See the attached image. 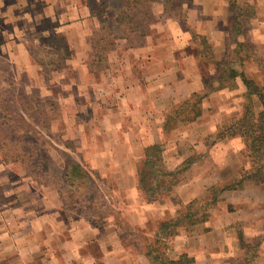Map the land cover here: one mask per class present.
<instances>
[{
	"label": "rangeland",
	"instance_id": "1",
	"mask_svg": "<svg viewBox=\"0 0 264 264\" xmlns=\"http://www.w3.org/2000/svg\"><path fill=\"white\" fill-rule=\"evenodd\" d=\"M246 1L248 0H228L225 15H220L222 13L216 15L222 32L231 43V46L221 51L223 55L221 59H224L227 66L228 61H231L232 67L242 70L257 84L264 85L263 67L259 66L257 59L253 60L252 57L247 56L249 53L247 50L237 47L234 42L237 38L243 39L242 35L236 33L234 26L237 24L235 17L238 16L240 21L244 20L245 13L239 7H244ZM83 2L87 3L93 17L87 18L84 23L91 45L90 68L93 69L92 73L105 74L106 70L116 66L112 61L108 63V53L110 54L113 35L115 36L116 33H112V24L105 22L107 19L113 21V13L104 9L103 0H83ZM190 2L191 0L166 2L155 0L147 7L150 11V25H154L155 21L166 23L170 19L176 20L182 25L188 38L187 43L180 47L184 44V40L177 42L172 36L164 37L162 40L164 49L160 47L152 51L156 58L159 55L166 57L164 73L169 77L172 88H174L173 84H176V81H172L174 77L191 78L192 75H196L192 64L185 63L184 66L183 58L199 53L203 59H212L210 52L203 49L196 32L184 22L183 17ZM259 2L264 4V0ZM170 7L174 10L169 11ZM162 8L166 15L169 14L170 19L158 13ZM262 9L264 10L263 7ZM150 25L148 27L150 36L136 38L130 36L126 38L127 41L120 42L132 46H150L151 41H154V35L159 37L157 32L159 28ZM245 26L246 23L240 27V30ZM45 31L34 28L28 35V39L34 44L32 46L34 56L43 63L60 55L59 39L50 38L51 33ZM36 42L40 45L38 46ZM252 49L260 56H264V50L254 45ZM188 51L190 52L186 55L185 52ZM124 54L128 53L125 51ZM134 54L135 51L131 52L129 59L136 64L138 61ZM60 68L59 65L55 70L59 71ZM48 69L44 68L45 72H48L46 75L52 73L49 72L52 69ZM55 70L53 72H57ZM199 71L208 76V80L206 77V81L202 84L204 86L201 94L206 97L201 99L199 106L201 108L205 105L206 109L202 111L201 108L200 118L183 122L182 117L174 116V108L179 107L181 102L191 96L183 97L184 91L177 85L175 89L179 99L174 100L170 95L172 99L163 114L164 123H169L170 129L166 130V127L164 129L162 126L161 131V125L159 127L151 124L144 130L147 136L153 137L152 140L158 139L168 169L175 168L190 156L196 157L197 160L182 174L170 195L160 200L146 202L138 188L134 192L135 197H129L122 176L107 171L112 165V157L117 154H119L118 163L122 157L135 158L136 171L145 147L140 149V143L132 142L119 147L113 140L112 129L100 128L99 120L106 112L102 111L101 107L105 109L106 105L110 106L117 100L112 85L102 83L99 74L93 76L88 70L83 85H79L78 81V84L74 83L71 86L59 84V87L58 84L49 83L54 86V94L44 95L39 93L37 87L27 86V80L14 78L9 64H0V109L5 105L8 110L14 111L11 119L3 118L5 112L0 111V207L6 202H15L10 194H13V187L22 179L24 184L28 186L31 184L37 189L36 192L57 189L63 202L61 217L74 221L76 226L91 225L95 227L94 232H99L98 242L80 243L83 252L80 257L69 254L70 259L73 258V263L83 260L94 264L101 260V253H97L100 247L111 249L118 241L125 249L122 254L128 256L133 264H151L144 255L145 244L153 239L158 224L166 218L177 215L183 210V205L193 199H199L200 202L207 201L210 198L209 190L214 187L215 205L210 209L209 219L196 226L193 231L181 230L179 235L165 242L170 248L167 257L173 259L178 257L179 251L176 250V245L179 243L181 247L184 238H190L193 234L210 236L208 232L213 230L214 220L220 217L226 219L227 216L228 223L222 228L226 241V260L212 264L231 262L232 264H264V182L260 175L258 177L260 173L253 171L251 167L253 161L248 157L249 152L245 149L241 137L220 139L217 136L220 128L229 125L233 118L243 113L247 102L251 103L255 113L261 109V103L254 95L250 98L244 96L245 86L240 78L235 80L233 88L225 87L226 91L215 90V92L212 88H215L217 83H213L212 76L209 75L214 74L213 65L211 67L206 64L201 65ZM154 88L153 92H161L160 87ZM21 118L26 123H21ZM161 124L163 125V122ZM133 131L136 132L137 129L133 128ZM71 161L79 163L88 177L74 175L71 178L72 183L68 184L63 174L69 165L68 162ZM254 162L257 164L261 160ZM101 170H104L105 174L101 173ZM250 173L257 174L261 182L253 178L241 180L242 174L247 177ZM232 177L237 179L240 177V179H232ZM66 231L63 235L68 234ZM203 240L209 246L216 242L215 239L207 240L206 236ZM209 250L213 251L212 254H216L214 252L216 247ZM11 262L23 264L16 256L11 257ZM39 262L43 264V261ZM123 262L127 264V260Z\"/></svg>",
	"mask_w": 264,
	"mask_h": 264
},
{
	"label": "crops",
	"instance_id": "2",
	"mask_svg": "<svg viewBox=\"0 0 264 264\" xmlns=\"http://www.w3.org/2000/svg\"><path fill=\"white\" fill-rule=\"evenodd\" d=\"M226 6H228V0H191L183 17L184 22L196 34L206 39L212 48L214 59H203L199 53L183 58L184 66L185 63L192 64L196 75H192L191 78L188 76L179 79L177 76L174 77L172 80L176 81V84H173L174 88L170 86L169 77L164 73L166 57L163 58L162 55H159L156 58L152 51L163 46L164 37L172 36L177 42L184 40V44L180 47L187 43L188 38L182 25L176 20L170 19L169 14L166 15L163 8L158 13L164 14L170 21L166 23L155 21L154 25L149 24L150 27L159 28L157 30L159 37L154 35V41H151L150 46H132L120 42L127 41L126 38L130 36L133 38L148 37L151 34L148 29L144 35L137 32H131L123 38L113 35L111 55L108 53V63L112 61L116 66L114 68L112 66L104 74V72L92 73L93 69L90 68L91 45L84 23L87 18L92 16L89 6L83 0H0V64H9L14 78L27 80V86L37 87L39 93L44 95H53V85L55 84H58V87L59 84L71 86L78 82L79 85H83L88 70L93 76L99 74L102 83L114 87L117 99L114 104L106 105L105 109L101 107L102 111L106 112L99 120L100 128L112 129L113 140L119 147H124L127 145L126 143L132 142L140 143L139 146L142 149L148 144L159 143L158 139L152 140L153 137L147 136L144 130L152 124L159 127L161 125L162 131L164 111L169 106L172 97L174 100L179 99L176 86L179 85L183 89V97L194 93L201 94L204 86L202 84L206 81V77L208 80V76H205L204 72L201 74L199 67L205 64L211 67L214 60H222L221 51L231 46L216 18L218 13L225 15ZM246 6L250 7L247 11L251 16L242 30L243 39L237 38L236 42H245L252 47L254 45V47L264 50V10L262 9L264 4L259 0H248L244 3V8ZM239 9L241 10V6ZM34 28L44 29L45 32L51 33L50 38L59 39V57L51 58L43 63L34 56L32 51L34 44L28 39L29 33ZM36 43L38 44V42ZM45 46L49 47L48 44ZM162 48L164 49V47ZM125 51L128 54L125 55ZM134 51L136 61H138L136 64H133L129 59V54ZM189 52H185L186 55ZM253 52L256 56H260L255 50ZM59 65L61 66L60 70H55ZM43 67L49 68L48 70L52 69L49 71L52 73L46 75L48 72H45ZM136 69L137 71H135ZM235 69L240 70L236 67ZM53 70L57 72H53ZM207 72L210 71L207 70ZM154 87H160L161 92H153ZM215 90L223 92L227 89H214L213 91ZM205 97L206 95L203 99ZM201 108L202 111L206 109L205 105H202ZM199 118L198 116L195 120ZM133 128H136L137 131H133ZM70 149L72 150V147ZM70 152L73 153V151ZM127 157V159L122 157L118 163L119 154L113 156L112 165L107 171L121 175L129 197H135L134 192L137 189L134 169L136 159ZM101 171L104 173V170ZM232 179L237 178L232 177ZM239 179L240 177L237 180ZM12 190L14 192L10 196L15 202H1L5 204L0 207V264H13L12 256H16L23 264H39V261H43V264H90L83 260L73 263V258L70 259L69 254L72 253L80 257L79 255L83 254L80 243L82 241L84 243L85 241L86 243L88 241L98 242L100 240L99 232H94L93 228L95 227L91 225L76 226L74 221L61 217L63 202L57 189L36 192L37 189L31 184L30 186L24 184L22 179L15 184ZM225 218L220 217L214 220L213 230L208 232L210 236L205 235L207 240L215 239L216 242L209 246L203 240L204 235L193 234L190 238H184L181 247L177 243L178 255L181 253L192 255L194 264L225 261L226 241L222 230L228 223L227 216ZM64 231L68 234L63 235ZM116 242V245L111 249L100 247L97 253H101V260L94 264H123V261L126 262V260L127 264H133L128 256L122 254L125 251L124 247L120 242ZM213 247H216L214 251L216 254H212L213 251L209 250Z\"/></svg>",
	"mask_w": 264,
	"mask_h": 264
},
{
	"label": "trees",
	"instance_id": "3",
	"mask_svg": "<svg viewBox=\"0 0 264 264\" xmlns=\"http://www.w3.org/2000/svg\"><path fill=\"white\" fill-rule=\"evenodd\" d=\"M155 0H103L104 9L110 10L113 13V21L107 19L106 23L112 24V33H116L115 37L123 38L131 32H137L144 35L149 27L150 11L149 5ZM166 2L167 0H163ZM250 7H241V10L246 11L244 20L240 21L239 17H235L237 24L234 30L238 35L242 34L240 27L244 25L251 14ZM169 10V9H168ZM174 8L170 7L169 11ZM105 11V10H104ZM233 28V27H232ZM202 43L203 49L209 51L211 58L214 59V54L211 46L206 39L201 35H196ZM237 47L244 48L249 53L247 56L257 59L264 69V56H255L252 47L245 42L234 41ZM255 57V58H254ZM228 66L223 60H214V74L211 77L213 82L217 83L214 89L233 88L236 78H240L245 86L244 96L250 98L256 96L261 103V109L254 112L251 103L247 102L243 113L237 118H233L229 125L220 128L217 133L218 138L239 136L242 138L245 149L249 152L248 157L253 161L251 163L253 171L258 172V177L264 182V85H259L253 79L239 70L237 71L228 61ZM203 94L194 93L186 100L175 107L173 114L175 117H182L183 122L193 121L201 113L199 106ZM3 118L11 119L14 111L8 110L7 106L3 105L0 109ZM183 114V115H181ZM169 118V117H168ZM169 120V119H168ZM167 121V120H166ZM170 122V121H169ZM21 123H26L21 118ZM169 123H164V129L168 128ZM170 129V126L169 128ZM197 160L196 157H188L183 162L178 164L173 169H168L163 159V149L158 143L145 146L143 155L136 169V184L146 202L160 200L161 198L170 195L175 185L180 181L182 174ZM250 160V161H251ZM255 164L254 161H259ZM68 167L65 169L63 177L65 181L72 183V176L88 177L86 171L76 161L68 162ZM257 174L250 173L242 179H258ZM90 179V178H89ZM260 181V180H259ZM261 182V181H260ZM240 183V181H239ZM214 187L209 190L210 198L205 202H200L199 199H193L183 205V210L178 212L174 217L162 220L154 233L153 239L145 244L144 255L151 264H194V258L187 253H181L177 258L167 257L168 248L165 245L169 239L179 235L181 230L191 232L199 224L205 223L210 217V209L215 205L213 197ZM241 237V236H240ZM229 264H232L229 263Z\"/></svg>",
	"mask_w": 264,
	"mask_h": 264
}]
</instances>
